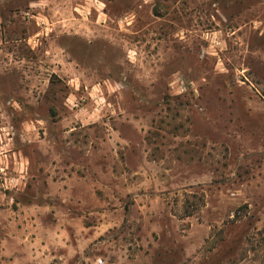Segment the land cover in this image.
Segmentation results:
<instances>
[{
  "label": "rangeland",
  "instance_id": "374dc122",
  "mask_svg": "<svg viewBox=\"0 0 264 264\" xmlns=\"http://www.w3.org/2000/svg\"><path fill=\"white\" fill-rule=\"evenodd\" d=\"M100 257L264 264V0H0V264Z\"/></svg>",
  "mask_w": 264,
  "mask_h": 264
},
{
  "label": "built area",
  "instance_id": "2783aa9c",
  "mask_svg": "<svg viewBox=\"0 0 264 264\" xmlns=\"http://www.w3.org/2000/svg\"><path fill=\"white\" fill-rule=\"evenodd\" d=\"M90 11H88L89 13ZM94 264H104V260L100 257V258H97L96 261L94 262Z\"/></svg>",
  "mask_w": 264,
  "mask_h": 264
}]
</instances>
